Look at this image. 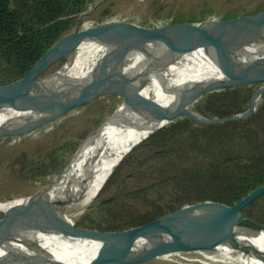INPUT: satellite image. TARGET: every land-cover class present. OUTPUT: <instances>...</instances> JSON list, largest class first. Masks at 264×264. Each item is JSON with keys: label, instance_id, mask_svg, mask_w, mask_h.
<instances>
[{"label": "water", "instance_id": "95a60500", "mask_svg": "<svg viewBox=\"0 0 264 264\" xmlns=\"http://www.w3.org/2000/svg\"><path fill=\"white\" fill-rule=\"evenodd\" d=\"M84 15L83 13L82 18ZM81 22L82 19L76 27L63 34L85 37L119 26L154 29L132 22H119L108 27L92 29L90 32H81L79 28ZM204 23L211 25L185 47L186 53L190 55L198 50L210 52V58L217 66L218 73L204 78H189L183 82L170 83L164 75L166 68L128 73L116 68L97 65L90 70L87 76L90 81L87 87L56 86L53 81L41 77V74L44 72L48 74L49 68L64 57L74 56L75 49L57 50L49 54L42 64H36L34 61L24 70L15 73L0 84V105L20 100L34 106L41 115L35 120L2 133L0 139L36 130L100 97L118 96L123 101L146 98L145 89L151 83L171 94L177 106L173 110L155 111L150 116L149 133L134 143L124 157L160 128L181 117H187L198 124H220L249 118L256 111L258 101L264 94V66L260 62L239 58L236 51L250 40L255 39L256 34L264 40V12L255 14L252 11L246 12L237 8L227 18L220 21H181L169 25ZM192 59L193 64L190 67H197L199 59L195 55ZM48 75L59 77L54 73ZM232 76L247 78L226 82V79ZM253 83L262 84L252 92L249 106L243 112L220 117H206L192 108L194 103L208 92ZM71 160L39 190L27 197H22L20 202L5 210L0 209V232L2 234L12 239L23 237L30 248L35 246V240L31 239V232L36 231L99 241L109 251V255L94 264H140L176 254L183 256L204 254L218 251L221 247L234 249L236 248L235 242L241 235L236 227L243 216L250 221L249 224L244 225V229L254 228L264 231V224L255 221L246 213L250 206L264 196V181L256 190L251 192L248 190L258 169L264 167V140L246 149L237 160L233 185L227 201L206 200L187 203L149 222L115 230H99L81 226L60 216L55 210L56 200L51 196L50 190L57 187L56 191L59 190L64 174L70 168ZM207 203L216 204L217 208L208 216L186 222L193 224L190 233L172 243L163 240V235L169 228L160 229V224H166L168 219L184 206H199ZM155 226H157L156 232L154 231Z\"/></svg>", "mask_w": 264, "mask_h": 264}, {"label": "bare ground", "instance_id": "6f19581e", "mask_svg": "<svg viewBox=\"0 0 264 264\" xmlns=\"http://www.w3.org/2000/svg\"><path fill=\"white\" fill-rule=\"evenodd\" d=\"M262 12L264 9L253 13ZM210 25L178 24L154 29L119 26L85 37L65 34L35 63L42 64L49 54L57 50L75 49L74 56L64 57L61 59L64 60L62 64L50 71L59 77H52L47 72L41 74V77L53 81L56 86L87 87L90 85L87 76L97 65L128 73L166 68L164 75L170 83L204 78L218 73L210 52L198 50L190 55L186 53L185 47ZM254 38L241 46L236 54L239 58L260 62L264 66V40L259 34ZM194 55L199 59V65L190 67ZM244 78L247 77L232 76L226 82ZM147 86V94L144 95L146 98L122 101L82 142L61 180L59 190L56 191L58 187L50 190L51 196L56 200L54 208L60 216L70 219L66 213L67 208L78 205L84 207L91 202L130 147L149 133L150 116L155 111L176 108L177 104L172 100L171 94L153 83ZM40 115L34 106L23 101L4 103L0 105V135L35 120ZM21 200L22 198H16L0 202V209L5 210ZM216 208L217 205L212 203L184 206L166 224L159 225L160 229L169 228L163 235V240L172 243L190 233L193 224L186 222L208 216ZM249 223L246 216L240 219L236 230L241 235L235 242L236 248L221 247L218 252L230 256L244 251L245 256L238 257L242 264H264V231L244 229V225ZM156 228L157 226L154 228L155 232ZM31 239L35 240L34 248L27 246L23 237L12 239L0 232V264H94L109 255V251L99 241L40 231L31 232Z\"/></svg>", "mask_w": 264, "mask_h": 264}, {"label": "trees", "instance_id": "16d2710c", "mask_svg": "<svg viewBox=\"0 0 264 264\" xmlns=\"http://www.w3.org/2000/svg\"><path fill=\"white\" fill-rule=\"evenodd\" d=\"M92 1L96 0H0V84L36 62L65 31L76 27L86 4ZM108 11L106 8L102 14ZM181 21L184 19L176 22ZM63 61L54 64L49 71L57 69ZM256 87L244 84L208 92L194 103L193 109L206 117L243 112ZM89 132L83 130L78 135L83 139ZM262 140L264 94L254 114L245 120L198 124L187 117L178 118L122 158L101 191L120 181V172L125 166L132 171L130 175L135 174L133 171L145 170L146 176L152 171H159V176L153 182L132 188L126 196L113 194L101 199L91 206L82 221L89 228L115 230L149 222L187 203L225 202L233 185L237 160L246 149ZM142 148H146L145 153L139 154ZM60 167L59 162L52 165L39 158L26 166L22 175L37 178ZM262 181L264 167L258 169L248 190L251 192ZM162 189L175 195L181 204L164 211L160 199L150 194L154 190H160L161 194ZM246 213L264 224V196Z\"/></svg>", "mask_w": 264, "mask_h": 264}, {"label": "rangeland", "instance_id": "374dc122", "mask_svg": "<svg viewBox=\"0 0 264 264\" xmlns=\"http://www.w3.org/2000/svg\"><path fill=\"white\" fill-rule=\"evenodd\" d=\"M96 1H99L98 6L82 18V22L79 25L81 32H90L92 29L108 27L119 22H132L147 28H158L176 23L181 18L184 21H188L191 18H205L201 21H220L228 17L237 8H241L242 11L246 12L252 11V13L259 9H264V0ZM106 8L109 11L104 15L102 11ZM49 73L51 72L48 71ZM261 84L253 83L249 85L259 86ZM122 101L118 96L100 97L71 110L60 118L36 130L19 136L1 138L0 202H9L16 198L27 197L49 183L59 170L73 158L88 135L98 128L107 115ZM83 130L90 132L82 139L78 135V132H82ZM145 150L146 148L139 149L138 153L144 154ZM39 158L52 165L55 162H59L61 167L57 171L37 178L23 176L24 168ZM130 172L132 171H130L129 167H123L120 172V181L111 184L101 191L107 179L100 191L87 206L81 207L78 205L77 207L71 206L67 208L66 213L69 218L76 224L85 226L86 222H83L82 218L88 213L92 205L113 194L126 196V193L132 188L153 182L160 174L159 171H152L146 176L145 170L133 171L135 173L133 175H130ZM150 192L152 197L155 196L160 199L166 212L181 204L180 200L175 198V195L167 193L165 189L161 190V194L160 190ZM164 196L166 198L163 199ZM136 201L141 202L140 200ZM89 255H92L91 251ZM239 256H245V252L240 251L228 256L218 251H210L204 254L184 256L176 254L140 264H242L240 258H238Z\"/></svg>", "mask_w": 264, "mask_h": 264}, {"label": "built area", "instance_id": "2783aa9c", "mask_svg": "<svg viewBox=\"0 0 264 264\" xmlns=\"http://www.w3.org/2000/svg\"><path fill=\"white\" fill-rule=\"evenodd\" d=\"M99 1H92L86 4L84 14L92 12L96 6H98Z\"/></svg>", "mask_w": 264, "mask_h": 264}]
</instances>
